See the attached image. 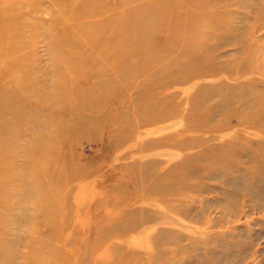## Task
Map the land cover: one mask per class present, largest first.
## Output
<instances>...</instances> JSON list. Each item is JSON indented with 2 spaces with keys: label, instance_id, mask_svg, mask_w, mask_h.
Returning a JSON list of instances; mask_svg holds the SVG:
<instances>
[{
  "label": "rangeland",
  "instance_id": "374dc122",
  "mask_svg": "<svg viewBox=\"0 0 264 264\" xmlns=\"http://www.w3.org/2000/svg\"><path fill=\"white\" fill-rule=\"evenodd\" d=\"M178 1L0 0L1 93L50 134L84 120L61 153L54 227L31 198L28 227L0 223V257L18 241L13 264H25L33 237L59 264H264V0H190L204 16L176 31ZM156 57L161 79L118 78ZM9 72L59 101L21 102Z\"/></svg>",
  "mask_w": 264,
  "mask_h": 264
},
{
  "label": "bare ground",
  "instance_id": "6f19581e",
  "mask_svg": "<svg viewBox=\"0 0 264 264\" xmlns=\"http://www.w3.org/2000/svg\"><path fill=\"white\" fill-rule=\"evenodd\" d=\"M184 5L179 6L181 1H178V6L175 7L173 11V15L171 18L172 24H175L176 31L177 25L181 23L180 21H190V24H193L195 20L197 21L204 16V14L199 13L197 17H194L191 14V10H189V5H185L190 0H182ZM192 2V1H191ZM144 23L150 21L149 17L143 16ZM9 21L2 19L0 17V36L1 33L5 30V33L8 30ZM171 24V22H170ZM8 33V32H7ZM174 32L172 31L171 35ZM8 41V40H7ZM4 42L0 39V49H9L11 45L8 42ZM83 40H81V43ZM80 43V44H81ZM65 42H59L60 48L63 50ZM14 47H17L16 44H13ZM135 56V55H134ZM136 57V56H135ZM133 58V57H132ZM160 57L152 58L150 60L143 61H133L127 65L126 69H123L121 75L118 77L120 80L124 79L125 81H136L133 82L135 85H144L157 77V79H161L162 77L160 73H154L153 68L156 66ZM153 63V67L150 66V63ZM172 60H167L165 62L166 66H171ZM57 64V58L54 60V67ZM153 70L152 72H150ZM13 85L17 89H13L17 98L21 102H29L32 99L37 98L41 103L42 99L50 101V104H56L59 101L60 94H54L48 92L46 97L43 94L36 93L33 86L29 83L24 84V80H19V78H13L12 74L15 75V72H9ZM26 75L23 74L22 77ZM21 77V78H22ZM172 77V76H171ZM171 77H163L164 79H172ZM142 79V80H141ZM1 80V79H0ZM2 82V81H1ZM0 82V85L2 84ZM144 83V84H143ZM149 85V84H148ZM13 86V87H14ZM147 86V85H146ZM131 87L129 89H132ZM5 93H1L0 91V109L2 110L0 116V220H1V229H7L8 225H16L18 227H28L30 224L29 221V212L27 211L26 204H30L31 198H34L35 204L34 210L35 212L44 213L43 220L44 225L48 227H54L55 217L57 213H52L50 208V203L56 201L61 196V187L70 177L67 172H64L62 167L64 166V156L61 154L63 149L67 148L69 145V135H73V133L77 130L75 129L79 125L81 126L84 123V120L79 119L74 122L72 126H66L62 123H59V130H55L53 134L45 131V127L42 123V120L38 123L37 120H31V114L26 111H22L24 109L23 106L16 108L13 106L11 99L4 95ZM43 96V97H42ZM62 96V95H61ZM130 97V96H129ZM100 105L102 99L101 97L93 99ZM167 100V94L163 95L161 101ZM120 103V102H119ZM20 105V104H19ZM7 106L6 108H1ZM139 113V111H138ZM147 117H150V114L145 113ZM194 115V114H193ZM14 118L13 121L10 119ZM80 118V116H79ZM128 119V118H127ZM129 120V119H128ZM31 121V122H30ZM46 122V121H45ZM44 122V124H46ZM50 123V122H48ZM116 125V124H115ZM74 128V129H73ZM117 128V127H116ZM120 128V127H119ZM122 129V128H121ZM188 128L184 129V132ZM120 130V129H119ZM118 132V131H117ZM120 134V133H119ZM9 137V138H7ZM71 137V136H70ZM6 139V140H4ZM23 139V140H22ZM122 140V138H121ZM22 142V150L24 148L23 153V165L20 168L9 167L13 165L17 159L15 152L9 146L11 142ZM9 149L12 152V156L9 157ZM51 153V154H48ZM44 163V166H42ZM51 173V177L48 175ZM59 183L61 186H59ZM59 187V188H58ZM9 191H13L16 200H18V210L20 211V216H13L12 212L15 210L10 205V194ZM47 203V207L45 205ZM48 208V210H47ZM47 213H46V211ZM50 213V214H49ZM9 216V223L5 224L2 221V216ZM54 217V218H53ZM33 231V230H31ZM102 234V233H100ZM99 234V235H100ZM103 235V234H102ZM101 238V236H99ZM1 242H4L1 240ZM4 244V243H2ZM8 246V249L5 246ZM18 244V241H13L9 243H5L3 248L6 249L5 253L7 256L0 257V264H13V253L14 246ZM68 245V244H67ZM2 246V245H1ZM40 244L33 237H30L27 243L28 251L24 254L23 260L25 264H59L56 262L52 256L43 255L42 250L38 249ZM108 248V247H107ZM102 249V248H101ZM114 253V252H113ZM85 258V257H84ZM108 258V256H107ZM99 261V260H98ZM97 263V262H96ZM99 263V262H98ZM110 264V263H109Z\"/></svg>",
  "mask_w": 264,
  "mask_h": 264
}]
</instances>
